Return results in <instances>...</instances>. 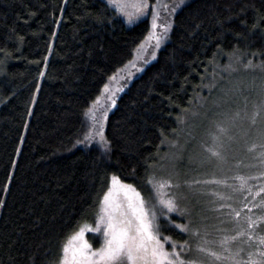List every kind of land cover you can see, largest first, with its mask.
<instances>
[{"label":"trees","instance_id":"16d2710c","mask_svg":"<svg viewBox=\"0 0 264 264\" xmlns=\"http://www.w3.org/2000/svg\"><path fill=\"white\" fill-rule=\"evenodd\" d=\"M148 30V18L126 25L104 0H0V264H56L99 216L111 176L148 192L164 143L218 64H264V0H184L169 39L113 97L110 150L77 144L88 109ZM165 233L190 246V231Z\"/></svg>","mask_w":264,"mask_h":264},{"label":"rangeland","instance_id":"374dc122","mask_svg":"<svg viewBox=\"0 0 264 264\" xmlns=\"http://www.w3.org/2000/svg\"><path fill=\"white\" fill-rule=\"evenodd\" d=\"M104 1L108 3V0ZM123 2L127 5L126 12H134L132 5L138 0H123ZM176 2L178 0H159L160 4L169 6ZM149 3L156 4L157 0L153 2L149 0ZM109 5L116 10L126 25L148 18L149 30L135 48L132 58L119 68L121 71L114 73L117 79H109L106 83L109 85V91L105 93L103 90L104 94L98 96L99 99L95 103L97 117L112 108L113 105L108 97L113 98L124 84L139 73L155 50L162 47L169 39L170 33L169 30L157 48L155 40L147 39L149 32L152 31L151 11L145 16H134L132 22H129L127 15L113 5ZM158 11L160 12L158 25L171 21L172 27L174 13L169 16L163 8H158ZM155 31L159 34L162 29L157 27ZM239 61L238 57L227 56L223 64L217 65L220 69L209 76L203 95L197 97L196 101L182 113L179 129L171 140L164 143V152L159 157L158 165L151 169L148 177V192L141 194L134 187L144 198L146 206L155 205L157 210L160 208L158 191L165 199H175L178 211L167 216H160L157 211L161 236L171 238V241L165 243L166 249L171 250V242L177 244L185 242L176 241L165 233V230L175 228L171 222L189 225L192 230L199 229V235H193L190 231L191 235L188 237L190 246L184 249L186 259L201 258L203 254L197 251V246L203 244L205 240L208 242L206 246L220 251V241L225 236H235L237 232H250L252 237L249 239V235L245 234L238 236L234 241H228L226 247L231 249L232 253H237L239 250V254L236 255L237 261L243 264L248 261L250 252L264 251V246L259 242V238L264 236V220L258 219L264 216V192H259V189L264 187V177L260 175L264 172V162L261 157L264 153V64L253 66V63ZM256 113L258 115H255L253 122ZM85 121L88 131L92 120L86 115ZM98 140L99 137L91 143L99 146ZM88 144L90 143L83 145ZM253 145L256 147L253 148ZM209 149L219 151L221 156H213ZM238 176L249 178L243 188L240 186V181L235 179ZM150 180L154 182L170 180L171 185L158 190L149 183ZM212 180H224L226 183H204ZM195 181L199 183H194ZM110 187H112L111 181ZM118 191H120V201L128 197L123 189H117L112 194L113 214L117 220H121L115 207ZM128 195L130 196L131 193L129 192ZM102 207L103 201L99 215ZM236 211L241 213L240 217L235 216ZM127 215L131 217L130 211ZM248 217L257 221L252 230L248 228ZM87 224L95 227L96 220L93 224ZM208 226L210 228L205 230ZM84 240L93 250L98 249L103 243V233L86 231ZM94 240L98 241L97 246L93 245ZM256 258L258 259V256ZM60 259L56 264H59ZM212 264H235V261H213Z\"/></svg>","mask_w":264,"mask_h":264},{"label":"snow or ice","instance_id":"6c2138e0","mask_svg":"<svg viewBox=\"0 0 264 264\" xmlns=\"http://www.w3.org/2000/svg\"><path fill=\"white\" fill-rule=\"evenodd\" d=\"M108 3L113 5L120 12L128 16L129 22H132L134 16H145L151 11V28L147 39L155 40V46L158 48L164 37L167 36L168 31L171 28V21L160 23L158 25V19L160 18V12L158 8H163L168 12L170 16L176 12L177 7L184 3V0H178L171 6L162 5L157 0L156 4H150L149 0H138L133 4L134 12H126L127 5L123 0H108ZM161 28L162 31L158 34L155 29ZM143 45H141V48ZM131 63V62H130ZM118 72L121 70H117ZM43 75V72L41 73ZM111 80H116L117 77L114 74ZM122 91V89H120ZM104 91H109V85H104ZM99 99V97L97 98ZM108 99L112 105H115L116 101L109 96ZM87 115L91 118L92 123L88 131L84 133L82 140H78L77 144H87L95 141L99 137L98 143L103 146L105 151L110 150V142L104 136L103 120L106 119L107 112L105 111L100 117H97L95 112V102L92 108L88 109ZM254 114L253 122H255ZM253 148L256 146L253 145ZM211 154L215 157H220L219 151L209 149ZM262 162H264V153L261 154ZM261 177H264L262 172ZM235 179L240 181V186L243 188L247 184V179L243 176H238ZM112 187L104 193L103 207L101 214L96 219V226L91 227L87 223L81 225L76 232H74L68 239L67 243L63 245V255L59 261V264H212L213 261H235V264H242L241 261L236 260L237 253H232L231 249L226 245L229 240H236L238 236L245 234L249 235V239H252L250 232H237L235 236H225L220 241V251L213 250V248L206 246L207 240L203 244L197 246V251L202 253V257L199 259H186L184 249L187 246V241L183 244H177L171 242L170 249L165 248V243L171 241L170 237L161 236L160 228L161 224L158 222L157 211L160 216H167L169 213L178 211V206L174 198L165 199L164 196L158 191L160 208L157 210L155 205L151 207L146 206V202L141 194L129 184L123 183L120 177L113 175L111 177ZM149 183L158 190L164 189L166 186L171 185L170 180L165 181H152ZM194 183H199L195 181ZM204 183H217L224 184V180H212L205 181ZM117 189H123L125 195L128 197V209L130 210L131 217L128 218L127 213H123L125 216L123 220H117L113 214L114 205L112 204L113 192ZM131 193L129 196L128 193ZM259 192H264V187L259 189ZM219 195V194H217ZM3 201H0L2 204ZM255 206V205H254ZM118 207V206H115ZM224 207V205H221ZM230 207V205H229ZM247 207V205H244ZM239 211L235 212L236 217H240ZM258 219L264 220V216ZM248 228L252 230L257 221L251 217L247 218ZM172 226L180 229L183 233L192 231L193 235H199V229L192 230L189 225L175 224L171 222ZM86 231L93 233H103V243L98 249L93 250L92 246L84 240V234ZM260 245L264 246V236L259 238ZM190 250V249H189ZM71 253V255H70ZM225 253H228L227 255ZM258 256V259L256 258ZM79 257V258H78ZM248 261L243 264H264V251L257 250V252L248 254Z\"/></svg>","mask_w":264,"mask_h":264}]
</instances>
